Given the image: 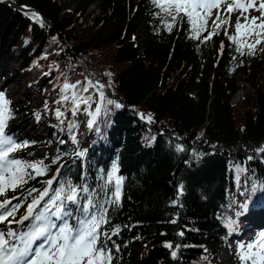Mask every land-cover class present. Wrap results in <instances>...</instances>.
Returning <instances> with one entry per match:
<instances>
[{"label":"trees","instance_id":"obj_1","mask_svg":"<svg viewBox=\"0 0 264 264\" xmlns=\"http://www.w3.org/2000/svg\"><path fill=\"white\" fill-rule=\"evenodd\" d=\"M8 1L34 7L45 19H34L33 10ZM91 1L79 0L69 8L65 0H0V69L6 58H19L22 69L35 61L43 75L39 88L32 91L49 87L35 108L11 103L13 118L6 133L19 137L44 122L40 140L29 139L28 146L14 154L32 151L36 144L54 145L57 152L50 162L38 160L48 166L46 175L28 180L7 196L19 192L27 196L28 189H39L36 182L58 166L53 189L62 181L86 183L99 198L103 195L99 177L116 165V175L123 177L122 202L109 208L110 224L102 228H121L119 236L112 237L120 246L113 264H209L219 259L230 237L225 222L235 221L246 201L249 208L264 201V153L255 151L264 145V40L253 55L235 51L224 29L234 33L231 25L239 11L230 14L229 24L219 34L201 43L213 28L217 9L207 31L197 39L185 19L178 18L169 31L166 24L171 19H162L164 13L152 0H96L103 14L94 17L85 11ZM227 4L221 7L222 18L228 15ZM247 15L260 13L250 10ZM240 22L245 23L243 17ZM256 40L250 35L247 44L255 45ZM240 78L254 86L253 93L246 92L243 98L247 104L242 108V125L232 102ZM89 80L94 86L85 92ZM66 82L77 87L62 93ZM94 82L104 86L103 103ZM28 90L18 92L26 103ZM73 91L92 97L91 108L81 104L75 116ZM62 95L69 100L57 103ZM108 99L122 107L108 105ZM97 104L101 112L89 128L92 117L85 109L95 112ZM57 109L64 113L63 123L56 118ZM70 123L77 127L70 131ZM237 165L247 171L238 172ZM253 183L258 187L256 195L251 193ZM31 199L27 197L26 203ZM166 243L173 249L180 245L175 259Z\"/></svg>","mask_w":264,"mask_h":264},{"label":"snow or ice","instance_id":"obj_2","mask_svg":"<svg viewBox=\"0 0 264 264\" xmlns=\"http://www.w3.org/2000/svg\"><path fill=\"white\" fill-rule=\"evenodd\" d=\"M152 3L164 13L162 19H171L172 22L166 24L169 31L178 18L185 19L197 39L200 38L201 33L207 31L212 11L217 9L216 19L212 22L213 28L207 36H204L201 43H206L214 35L219 34L221 27L229 24L230 14L234 11L240 12L235 24L231 25L234 27V33L229 34L226 28L224 33L235 45L236 52L241 56L253 55L256 45L264 40V0H233L231 4H227V0H152ZM224 4H227L225 11L228 15L222 18L220 10ZM250 10L258 11L260 15L249 17L247 13ZM31 15L34 19H39L38 14ZM241 17L245 21L243 24L240 22ZM253 34L257 37L255 45L247 44L248 37ZM223 50L224 46L221 44V53ZM93 86L92 81L89 80L83 91L87 92L88 88ZM76 87V84L66 82L61 92L66 93ZM103 87L98 85L99 89ZM99 97L103 103L105 99L103 91L99 92ZM71 99L73 116L76 115L81 104L91 108V96L84 98L73 91ZM68 100L67 95H62L57 103ZM107 104H115L116 108L122 107L120 103L112 99H108ZM10 105L11 102L3 93H0V197H3L0 200V225H3L0 227V264H113L114 252L119 253L120 246L112 240V237L119 236L121 228L119 225L107 230L102 228L110 224L109 208L119 207L122 202L123 177L116 175L118 167L113 165L106 176L99 177L103 181L100 186V192L103 195L99 198L96 190L90 191L86 183L73 185L71 181H62L59 182V187L53 189L52 185L57 182L60 169H57V175L42 181L45 185L42 191L31 188L27 190V196H23L22 193L21 196L8 198V191L15 192L17 189H22L28 180L44 176L48 171V166L42 160L27 162L14 158L12 155L28 145L26 142L17 143L11 135L6 133L7 122L13 118ZM88 108L85 111L92 117L88 121V127L92 128L96 116L101 112V106L97 104L95 112L88 111ZM55 115L60 123H63L61 117L64 113L57 109ZM141 118H145L143 114ZM147 120L152 121L150 115ZM75 127H77L75 123L69 124L70 131ZM71 139L73 143H76L74 135ZM177 150L182 151L183 148L178 145ZM255 151L257 155L264 153V145ZM76 155L83 156L84 153L77 152ZM58 159L59 157L53 163H56ZM251 159L253 157L249 156L248 160ZM236 168L238 172L247 171L239 165ZM261 189H264V185H261ZM257 192V184L253 183L251 193L256 195ZM33 193L37 194L33 196ZM180 194H182V186ZM244 194L241 192V195ZM27 197H32L31 202L27 204L24 214L16 219L17 212L23 206L19 201ZM13 200L18 202L14 204ZM176 203L177 201H173V204ZM240 208L242 212H247L248 202L240 205ZM240 214L241 212H237V216ZM171 222L176 223V220ZM235 224L233 220L225 222L229 235L236 230ZM178 235L182 237L184 232L181 231ZM109 242L113 247H109ZM165 247L172 249L171 256L175 259L180 245L177 244L173 249L171 243H166ZM237 256L241 264H264V233L247 244H239Z\"/></svg>","mask_w":264,"mask_h":264},{"label":"rangeland","instance_id":"obj_3","mask_svg":"<svg viewBox=\"0 0 264 264\" xmlns=\"http://www.w3.org/2000/svg\"><path fill=\"white\" fill-rule=\"evenodd\" d=\"M79 0H65V3L69 8L74 7ZM86 12H89L91 14V17L94 16H101L103 13L100 10L98 6V2L96 0L91 1V3L86 7ZM142 36L145 35V31L142 30L140 32ZM19 58L12 57L11 59L6 58L5 63L6 65L3 66L4 68L0 69V93H3L4 96L13 104H20L21 106L25 105L28 107V109L35 108L37 105L40 104L43 97L47 94V86L39 89V90H33V87L39 88L40 81L42 78L41 70L35 65V63H31L29 68L22 69L19 67ZM18 69L19 71H17ZM3 73V74H2ZM4 75H9L8 78H4ZM264 75V73H263ZM261 82V80H259ZM239 83L241 84V78L239 80ZM29 89V90H28ZM29 91L30 94L28 95L30 97V100L28 103L26 101L19 97L18 92L19 91ZM254 86L251 84L249 85H243L242 88H240V91H238L232 98L233 104L236 105V119L238 121L239 125H242L245 122V116L243 113V107L246 106L247 102L243 101L244 95L246 92L248 94L253 93ZM251 103V101H249ZM27 121V119H25ZM45 133V124L42 122L40 125H38L34 131H27L25 134L19 136V137H13L14 140L17 143H27L29 139H33L35 142H38L41 138V136ZM35 148L30 150H25L22 152H19L17 154H12L14 158L21 159L23 161L27 162H36L40 159H44L47 162H50V160L57 155V152L55 151L54 145H50L48 147H45V145H35ZM18 152V151H17ZM31 171V170H29ZM42 181H45V179H40L36 183L40 186H43L44 184ZM20 194H12L10 193L8 195V198H11L13 196H21ZM1 198V197H0ZM2 200V199H0ZM14 204L18 201L13 200ZM20 203L24 204L23 209L27 206L25 199H22L19 201ZM264 208V206H262ZM252 209V207L249 208L247 212L241 213L239 216H236V224L235 229H237L240 225L247 224L251 221V219L246 218V214L250 213V211L257 210ZM246 215V216H245ZM249 216V214H248ZM260 220H264V217ZM264 224L261 225V227L258 229V235L264 233ZM13 227H16V225H12ZM0 227H3V225H0ZM248 232V231H247ZM244 234V235H243ZM247 234H255V232H248V233H242L239 234L233 232L232 236H230V239L228 240V243L222 248L221 253L219 255V259L211 261L209 264H241V261L239 260L237 256L238 252V245L241 243L247 244L250 241H253L254 239H247L244 240V236ZM256 237V238H257ZM255 238V239H256ZM238 240H242L238 243ZM237 243V244H236Z\"/></svg>","mask_w":264,"mask_h":264},{"label":"water","instance_id":"obj_4","mask_svg":"<svg viewBox=\"0 0 264 264\" xmlns=\"http://www.w3.org/2000/svg\"><path fill=\"white\" fill-rule=\"evenodd\" d=\"M8 4H12V5H14V6L21 7V8H23V9H31V10H33L35 13H37L38 16H39L40 18L45 19V16H44L39 10L35 9L34 7H30V6H28V5H19V4H16V3H14V2H11V1H10ZM83 65H84V67H85V70L88 72V68H87V65H86L85 62H83Z\"/></svg>","mask_w":264,"mask_h":264},{"label":"bare ground","instance_id":"obj_5","mask_svg":"<svg viewBox=\"0 0 264 264\" xmlns=\"http://www.w3.org/2000/svg\"><path fill=\"white\" fill-rule=\"evenodd\" d=\"M242 241V240H241ZM240 240H238V243L241 242ZM237 244V243H236Z\"/></svg>","mask_w":264,"mask_h":264}]
</instances>
